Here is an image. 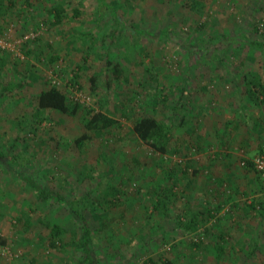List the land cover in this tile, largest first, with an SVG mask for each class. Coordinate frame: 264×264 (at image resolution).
I'll return each instance as SVG.
<instances>
[{
  "label": "rangeland",
  "instance_id": "1",
  "mask_svg": "<svg viewBox=\"0 0 264 264\" xmlns=\"http://www.w3.org/2000/svg\"><path fill=\"white\" fill-rule=\"evenodd\" d=\"M55 2L64 9L59 24L50 16ZM113 3L123 23L118 29L108 12L96 23L94 0H0V36L17 40L36 33L21 44L22 57L0 51V82H24L0 93V149L27 157L0 164V247L17 253L9 260L0 254V264H81L80 249L70 243L79 235L70 210L39 199L11 165L67 199L100 180L101 189L118 190L109 204L99 193L89 196L98 201L101 223L88 205L82 211L99 264H264V212L258 207L264 183L239 164L241 151L251 157L264 146V105L243 89L245 73H264V0ZM135 25L143 30V51L132 42ZM106 59L117 64L118 76H105ZM145 66L157 74L154 92L142 86ZM75 72L78 82H68ZM53 84L81 109L74 116L44 109L34 128L36 96ZM182 86L185 94L177 89ZM85 108L105 111L119 125L86 130ZM143 115L167 124L169 153L153 150L131 131V122ZM84 131L89 139L77 146L74 139ZM212 155L216 169L205 165ZM191 167L197 170L189 177ZM152 187H171L178 196L154 209ZM193 215L190 230L183 223ZM52 224L64 229L59 249L49 245ZM219 232L227 234L216 262L211 244ZM254 239L259 245L248 256Z\"/></svg>",
  "mask_w": 264,
  "mask_h": 264
},
{
  "label": "trees",
  "instance_id": "2",
  "mask_svg": "<svg viewBox=\"0 0 264 264\" xmlns=\"http://www.w3.org/2000/svg\"><path fill=\"white\" fill-rule=\"evenodd\" d=\"M97 6V12H98V18L96 19V23L99 22V20L104 16L105 13H109L111 17L114 20L115 27L120 26V21L117 17L116 14V8L114 6L113 0H94ZM76 11V12H75ZM64 9L62 3L55 2L51 6V14L50 16L53 18V21L55 24H59L61 21V17L63 15ZM74 12L77 14V10L75 9ZM123 25V23H121ZM115 31V30H114ZM113 31V32H114ZM166 30L160 29V33H166ZM131 32L134 33L132 36V42L136 45V47L139 49V51L144 50V45L140 41L141 38V33L143 32L142 28L139 27V25H135L134 28L131 29ZM3 36V35H1ZM0 36V37H1ZM8 53V51H2ZM5 53V54H6ZM10 53V52H9ZM217 59L219 57L215 55ZM86 60V57H84V61ZM5 62V58L0 56V68L3 66ZM105 65H107L105 70V76L111 75L113 73L115 76H118L121 71L117 64H113L110 59L105 60ZM80 69V66H78ZM108 68V69H107ZM79 78V73L75 72L68 78V82H78ZM90 80V87L92 91H95L96 88V76L92 75L89 78ZM243 81H244V86L243 89L252 102L256 105H264V73L262 74L261 72H247L243 75ZM158 79H157V74L154 73L152 70L151 66H145L144 67V74H143V80H142V86L144 90H154L158 87L157 86ZM24 85L23 81H17L10 79L5 83L0 82V89L1 92H12L14 89H17L21 86ZM179 93H186L184 91V87H178ZM184 91V92H183ZM180 103L179 101H177ZM36 106L34 108L33 112V118L31 119V124L34 125L33 127L35 128L36 123H41L42 119V113L41 111L44 109H54L58 110L62 113H65L70 116H74L81 108L80 105L77 104L76 102H72L69 98H67L66 94L58 88L56 85H50L49 87L42 89L36 96ZM85 114L86 118L84 121V126L86 130H101L105 129L111 126H118L119 122L118 119L115 117H112L108 115L105 111H102L100 109L94 110V109H88L85 108ZM238 111H235V115L237 114ZM234 115V116H235ZM238 115V114H237ZM237 118V117H236ZM184 116H182L181 120L179 123L183 122ZM233 125H236L239 121L233 120ZM229 120H226L224 125H228ZM237 128V127H235ZM131 131L136 135V137L144 143H147L152 147L153 150L162 152V153H169V150L167 148V141H168V135H169V129L168 126L165 122L160 121L157 119L155 116L152 115H143L140 116L136 119H134L131 122ZM89 139V135L84 131L82 132L79 136H77L74 139V142L77 146H81L84 141ZM264 150V146H261L256 154H254L251 157H245L243 151L240 152L241 156L243 157L241 161L244 162V165H242L243 169L246 170H252L258 177L259 179L264 183V180L259 176V174L256 172L254 169L253 162L251 159L258 155L261 154ZM193 151V150H192ZM219 155V154H216ZM215 155V157H217ZM214 155L210 159L215 158ZM6 159V163L12 162V161H17L19 164H21L23 161H27V157L21 156V154H16V155H9L5 151L0 149V164L2 160ZM188 164V163H187ZM240 164V163H239ZM10 167V164L8 165ZM12 172L14 173V176L20 181L23 182L25 185H27L30 189H32L36 194L39 199L44 200L45 202H56V203H63L72 213V216L74 220L77 222V227L79 229V235L76 239V243L73 242V240L70 242L71 244L75 245L78 247L81 251L80 258L78 259V262L81 264H99L97 261H95L94 258V250L92 248V241H93V232L92 229L89 225V221L83 214V209L85 206L88 205V207L92 210L91 215L94 219L98 220L99 223L100 221V216L95 212V208L98 206V201H95L91 199L89 196L93 194H101L103 197L105 203H111L114 201L116 198V194L118 193V190L114 188V186L106 185L104 189H101V184L102 180L98 181L96 185L86 191V193L82 196L79 197H71L70 199L65 198L62 196L59 192L53 193L45 188H43L41 185H39L30 175H27L23 172H20L16 166L11 165ZM190 169L191 172H187V174L192 176L195 173L196 167H191ZM85 175V174H84ZM103 188V187H102ZM167 191H163L162 189L160 190H155L153 187L151 188L150 196H151V201H152V207L154 209H159L162 208L166 205V200L169 199L170 197H175L178 196V193L176 192H171L172 189L166 188ZM102 190L103 194H102ZM264 191V187H263ZM262 191V192H263ZM79 201H82V206L79 205ZM251 207H254V204L250 205ZM258 207L262 209V212H264V202L263 199L258 204ZM220 208L219 205L215 207L214 209L218 210ZM210 208L206 209L205 216H211ZM181 216H179L180 218ZM204 217V218H206ZM196 217L193 215L192 217L189 216L188 220L185 221L184 227L189 228L190 230L195 229L196 225ZM183 222V220H181ZM181 222V223H182ZM64 233V229L58 225V224H52L49 227V245L51 247H56V248H61L62 246V241H61V236ZM225 234H227L225 232ZM225 234L223 232H219L218 235L216 236L217 239L212 243L211 247L215 253L214 259L216 262L220 261L222 257L224 256V240H225ZM5 243V239L0 236V245H3ZM193 243V242H192ZM195 245V242L193 243ZM258 242L256 239L252 241V244L250 247L247 248V255L251 256L254 251H256L258 247ZM164 264H170L169 261H164Z\"/></svg>",
  "mask_w": 264,
  "mask_h": 264
},
{
  "label": "built area",
  "instance_id": "3",
  "mask_svg": "<svg viewBox=\"0 0 264 264\" xmlns=\"http://www.w3.org/2000/svg\"><path fill=\"white\" fill-rule=\"evenodd\" d=\"M33 33L26 34L22 36L21 38H18L17 40H10L4 34L3 36L0 37V51H8L12 54L22 57V55L19 52L21 44L25 42L26 40L33 38L34 35H36V33L35 34ZM177 161L180 162V160H177ZM251 161L253 162L254 169L256 170V172L264 180V150L261 154L254 156L251 159ZM240 164L244 165V162L241 161ZM262 199L264 202V191L262 194ZM0 254L3 257H6L8 260L17 256V253H12L7 246L0 247Z\"/></svg>",
  "mask_w": 264,
  "mask_h": 264
},
{
  "label": "crops",
  "instance_id": "4",
  "mask_svg": "<svg viewBox=\"0 0 264 264\" xmlns=\"http://www.w3.org/2000/svg\"><path fill=\"white\" fill-rule=\"evenodd\" d=\"M227 145V144H226ZM227 153V152H226ZM224 156V155H223ZM228 156V155H227ZM225 158V157H224ZM224 160V159H223ZM222 160V161H223ZM210 162L211 163H213V165H210V168L212 167L213 169H216L217 168V164L215 165V162H218V161H215V159H210V161H208V163L207 164H205V165H208V164H210ZM226 165V164H225ZM200 166H202V165H200ZM247 181H249V179L247 180ZM209 186V185H208ZM211 186H214V184H212Z\"/></svg>",
  "mask_w": 264,
  "mask_h": 264
}]
</instances>
